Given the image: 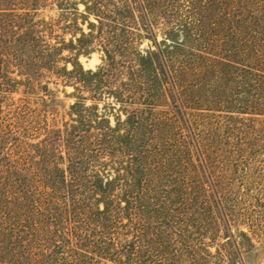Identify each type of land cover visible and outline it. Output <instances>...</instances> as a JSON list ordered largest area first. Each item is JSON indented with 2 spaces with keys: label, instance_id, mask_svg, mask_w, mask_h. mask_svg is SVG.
<instances>
[{
  "label": "trees",
  "instance_id": "1",
  "mask_svg": "<svg viewBox=\"0 0 264 264\" xmlns=\"http://www.w3.org/2000/svg\"><path fill=\"white\" fill-rule=\"evenodd\" d=\"M261 116L264 0H0V264L230 263Z\"/></svg>",
  "mask_w": 264,
  "mask_h": 264
},
{
  "label": "rangeland",
  "instance_id": "2",
  "mask_svg": "<svg viewBox=\"0 0 264 264\" xmlns=\"http://www.w3.org/2000/svg\"><path fill=\"white\" fill-rule=\"evenodd\" d=\"M79 9H82L81 5ZM39 14L46 18L58 16L57 10L50 7L40 10ZM79 60L85 68H95L101 62L97 52L90 56H80ZM47 85L53 98L51 103H46L48 120L60 125L68 119L69 105L73 102V98L70 97L73 88L55 76L48 78ZM20 91L13 94L15 98L22 96ZM253 124L257 127L252 138H255V141L259 140L254 142V149L259 151L258 154L245 164L235 165L233 161L230 164L216 162L210 168L213 176L217 172H225L224 184L229 188L226 194L230 199L229 212L233 223L229 232L239 240L238 230H247L251 241L244 240L243 244L239 245L240 248L236 255L232 256L230 263L224 261L219 264H264V116L257 118ZM246 223H251L252 230H249ZM220 242L221 240H218V243ZM216 247L215 244L211 246V252H214Z\"/></svg>",
  "mask_w": 264,
  "mask_h": 264
},
{
  "label": "bare ground",
  "instance_id": "3",
  "mask_svg": "<svg viewBox=\"0 0 264 264\" xmlns=\"http://www.w3.org/2000/svg\"><path fill=\"white\" fill-rule=\"evenodd\" d=\"M91 61H92V59H91Z\"/></svg>",
  "mask_w": 264,
  "mask_h": 264
}]
</instances>
